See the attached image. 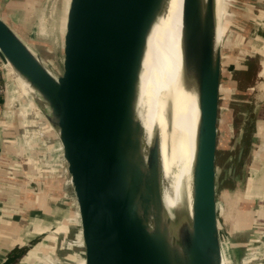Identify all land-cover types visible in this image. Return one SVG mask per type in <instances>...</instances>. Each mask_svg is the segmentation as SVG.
I'll return each mask as SVG.
<instances>
[{
    "label": "water",
    "instance_id": "1",
    "mask_svg": "<svg viewBox=\"0 0 264 264\" xmlns=\"http://www.w3.org/2000/svg\"><path fill=\"white\" fill-rule=\"evenodd\" d=\"M184 2V74L196 88L199 117L191 217H180V229L163 207L157 143L146 148L137 115L152 0H68L58 74L0 17L1 54L47 108L80 264H159L154 244L162 264H222L215 1Z\"/></svg>",
    "mask_w": 264,
    "mask_h": 264
},
{
    "label": "rangeland",
    "instance_id": "2",
    "mask_svg": "<svg viewBox=\"0 0 264 264\" xmlns=\"http://www.w3.org/2000/svg\"><path fill=\"white\" fill-rule=\"evenodd\" d=\"M25 1L26 12L22 17L25 31L21 35L43 64L58 74L62 70L68 0ZM262 8L264 0H226L221 23L219 49L223 74L216 149L217 216L222 241L226 243L227 238L233 237L232 246L237 252L229 254L227 245L221 242L227 264H264V225L250 228L255 225L256 204L264 200V122L256 118L253 91L248 89L255 81L257 59L249 40L254 31L253 19ZM6 15L3 14V19L10 25ZM1 71L9 92L7 102L0 105L1 122L8 125L6 133L15 138L14 146L22 155L19 159L33 165V176L42 170L46 182L53 183L57 175L61 176L52 143L53 130L46 118L47 108L36 95L26 91L11 68ZM231 165L234 168L229 173ZM63 210L64 224L68 226V209L63 206ZM240 218L246 222L243 228L236 224ZM74 229L69 227L56 257L43 254L41 264L81 263L82 250L73 245Z\"/></svg>",
    "mask_w": 264,
    "mask_h": 264
},
{
    "label": "bare ground",
    "instance_id": "3",
    "mask_svg": "<svg viewBox=\"0 0 264 264\" xmlns=\"http://www.w3.org/2000/svg\"><path fill=\"white\" fill-rule=\"evenodd\" d=\"M214 1L219 46L226 0ZM184 5V0H152L137 102L144 145L151 148L157 143L163 207L179 229L180 217H191L192 167L199 117L196 88L184 74L187 24ZM14 73L27 92L33 91ZM153 249L157 263L162 264L155 244ZM222 264H227L223 246Z\"/></svg>",
    "mask_w": 264,
    "mask_h": 264
},
{
    "label": "crops",
    "instance_id": "4",
    "mask_svg": "<svg viewBox=\"0 0 264 264\" xmlns=\"http://www.w3.org/2000/svg\"><path fill=\"white\" fill-rule=\"evenodd\" d=\"M26 4L25 0H0V17L3 18L4 13L7 14L10 25L6 23L28 44L21 35V32L25 31L22 17L26 12L23 11ZM255 16L253 36L249 40L251 52L254 56L257 55L255 81L248 89L253 91L256 118L264 122V8ZM222 74L221 60L220 87ZM1 117L3 115L0 113ZM1 120L0 264H41L43 254L56 257L69 231L64 221L66 212L63 210L65 201L62 198V179L57 175L53 183L46 182L42 170L37 171L34 177L33 165L27 160L19 159L22 155L14 146L15 138L7 135L8 125L3 124ZM255 215V225L250 228L264 225V200H259V204H256ZM244 220L240 218L237 226L243 228L246 223ZM62 223L65 224L62 226ZM221 242L224 243L222 239ZM233 242L235 241L231 237V240L227 238L224 243L229 254L237 253L235 246H232Z\"/></svg>",
    "mask_w": 264,
    "mask_h": 264
},
{
    "label": "built area",
    "instance_id": "5",
    "mask_svg": "<svg viewBox=\"0 0 264 264\" xmlns=\"http://www.w3.org/2000/svg\"><path fill=\"white\" fill-rule=\"evenodd\" d=\"M11 68L9 63L6 61V59L3 57V55L1 54L0 52V97L3 98V105L5 102H7V93H8V90H7V84L5 83V81L3 80V73H2V69H5V68ZM0 104V105H2Z\"/></svg>",
    "mask_w": 264,
    "mask_h": 264
},
{
    "label": "trees",
    "instance_id": "6",
    "mask_svg": "<svg viewBox=\"0 0 264 264\" xmlns=\"http://www.w3.org/2000/svg\"><path fill=\"white\" fill-rule=\"evenodd\" d=\"M3 103V98L2 97H0V104H2Z\"/></svg>",
    "mask_w": 264,
    "mask_h": 264
}]
</instances>
